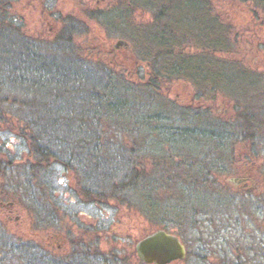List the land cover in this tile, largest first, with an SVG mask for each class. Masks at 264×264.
I'll return each instance as SVG.
<instances>
[{"label":"rangeland","instance_id":"1","mask_svg":"<svg viewBox=\"0 0 264 264\" xmlns=\"http://www.w3.org/2000/svg\"><path fill=\"white\" fill-rule=\"evenodd\" d=\"M97 1L23 0L15 6L16 14L25 17L24 24L31 38L41 36L44 46H54L58 38L72 31L75 50L83 54L79 56L97 65L109 63L118 74L114 80L119 83L120 92L132 101L135 121L128 119L125 130L110 125L100 130L91 124L96 130H85L82 135L89 141L95 140L100 155L114 160L115 183L119 185L133 171L130 166L133 161L138 163L139 171L146 173L160 171L164 163L171 169L179 163L192 162L196 166L199 162H207L213 154L208 132H225L242 126L244 116L241 114H253L256 150L249 161L243 160L241 156L247 152L248 144L238 138L226 140V155L221 157L224 172L214 174L209 180L210 185L215 180L214 187L211 186L217 194L216 204L192 199L182 190L180 179H175L180 172L171 170L168 178L174 177V181L167 183V188L161 187L159 195L168 209L180 211L184 208L194 217L196 229L182 238L188 256L176 264H234L240 259L238 257L243 264H264L261 240L264 197H259L257 191L248 189L245 192L242 185L231 182L248 176L249 188L254 184L264 194V0L260 5L252 0H199L212 5L209 42L192 38L180 40L183 52L200 54L219 46L223 50L215 55L217 59L242 62L240 72L242 68L253 72L251 89L237 97L220 89L214 92L210 86L200 90L195 82L182 79L162 83V91L158 93L143 89L151 77L154 55L162 50L155 44V31L173 34V30H177L176 34L180 35L178 18L169 20L172 11L165 12L163 6L189 14V8L179 5L190 4L189 0H118L112 3L114 14L108 21L116 26L110 37L106 32L94 33L93 7ZM127 30L131 35L128 54L132 60L125 58L124 53L108 54V50L126 36ZM151 45L155 51L148 59H143L140 53L150 51ZM204 69L212 77L221 72L217 62ZM235 86L242 88L240 84ZM12 96L3 100L5 105L0 108V113L6 115L0 118L4 120L0 121V222L10 226L13 233L32 230V235L46 241L48 253L66 244L64 252L54 253L58 257L63 256L61 254L69 259L87 257L85 263L92 264H143L137 261L135 245L151 231L149 223L143 218L135 219L114 202L103 204L90 197L92 169L86 170L76 164L68 169L55 164L45 172L34 170L32 148L28 138L22 137L28 101ZM32 108L33 115L40 116V109ZM53 109L58 114L60 109ZM146 111L157 117L140 119ZM131 155L133 161L129 159ZM213 190L210 187L208 193L212 195ZM168 231L177 234L175 229ZM84 233L89 235L84 236ZM130 254L135 258L130 259ZM5 262L15 264L16 260L6 261L5 254H1L0 264Z\"/></svg>","mask_w":264,"mask_h":264},{"label":"trees","instance_id":"2","mask_svg":"<svg viewBox=\"0 0 264 264\" xmlns=\"http://www.w3.org/2000/svg\"><path fill=\"white\" fill-rule=\"evenodd\" d=\"M20 1L23 0H0V108L3 109L5 103L2 101L8 100L10 95L14 96L13 99L16 97L28 101L26 107L29 108L28 113L24 114L26 119L22 137L28 138L27 141L32 148L33 169L39 173L45 172L55 164L63 165L68 169L73 164L86 170L92 169L93 183L89 191L90 197L96 198L97 202L103 204L114 202L122 211H127L135 219L143 218L149 223L151 230L146 235L152 231L160 229L168 231L171 228L177 230L176 235L183 241L182 238L186 234L196 229L194 217L190 210L168 209L162 202L159 195L160 188H167V183L174 181V177L168 178L169 170L180 172V176L175 179H180L182 190L192 199L202 200L204 204L207 201L216 204L217 194L213 190L215 180L214 183L211 182L213 187L209 180L214 174L224 172L221 157L226 155L224 149L226 140L238 138L244 144H248L247 152L241 156L243 160L249 161L252 152L256 150L254 140L257 138V132L255 128L253 129V114L248 112L241 114L244 116L241 119L244 125L231 128L229 132H208L213 144V154L212 159L207 162H199L196 166H193L192 162L179 163L171 169L164 163L160 171L146 173L139 171L138 163H134L136 161H133L131 155L129 159L133 161L130 163L133 171L130 174L128 172L126 180L116 185L114 160L106 155H100L97 152L99 145L95 140L89 141L85 138L82 132L95 131L96 127L105 130L109 125L125 130L128 119L130 122L135 121L132 101L127 94L120 92L117 87L119 83L114 80L118 74L109 63L97 65L89 58L79 56L83 54L82 51L81 53L76 51L72 31H69L68 36L58 38L54 46H44L42 43L44 39L41 36L31 38L24 24L25 17L15 12V6ZM252 1L255 5L263 4L261 2L263 0ZM189 2L190 4L179 5L192 9L194 6L200 8L204 4L199 0H189ZM181 13L184 14L185 11ZM189 22L186 20L182 24H191ZM161 39H164L163 43L160 42ZM155 44L161 46L162 51L169 53L167 55L169 56L176 47V38L170 31L162 33L159 30L158 35L155 34ZM218 47L213 48L212 51L223 50ZM157 58L153 60L151 77L143 85L144 90L152 93L162 91V83L168 84L174 79H187L186 77L195 82L200 90L210 86L214 92L220 89L232 97H237L252 86L250 79L254 76L253 72H248L244 68H242L243 72H240L241 65L219 60L215 55L212 56V60L218 63L221 72H218L219 74L216 72L213 77L211 73L203 72L199 65L190 66L188 69L182 66L174 73L172 59H165V63ZM238 84L242 88L235 86ZM202 86L205 88H201ZM34 106L40 109V116L33 115ZM53 108L60 109L58 114L54 113ZM4 116L6 115L1 112L0 118H5ZM141 116L140 119L146 120L157 117L148 114L147 111ZM246 123L249 126H245ZM91 124H95L96 127L91 128ZM230 157H233V154ZM210 187L213 190L212 195L208 193ZM84 236H87V233H84ZM30 237V233H13L10 226L0 222V251H2L0 256L5 254L6 261L9 258L13 261L14 258L15 264H92L89 263L90 261L85 263L87 257L69 259L65 255L58 257L51 251L48 253L45 240L38 235H32L31 243ZM85 243L84 241L83 246ZM129 258L135 257L130 254ZM238 258L240 259L234 261V264H243L242 258Z\"/></svg>","mask_w":264,"mask_h":264},{"label":"flooded vegetation","instance_id":"3","mask_svg":"<svg viewBox=\"0 0 264 264\" xmlns=\"http://www.w3.org/2000/svg\"><path fill=\"white\" fill-rule=\"evenodd\" d=\"M117 3L118 0H98L96 3V6L93 7V23H94V33H97L98 35L101 32H106L107 36L110 37V32H114L115 31V25L113 24V26L110 24L109 19L110 16H112L114 14V5H112V3ZM106 6V8H105ZM105 9H104V8ZM165 12H169L172 11V19L169 20H174V18H178L176 21H178L179 24V32L180 35H177L176 33L177 30H173L174 33V37L176 38V47L173 51L172 54H170L169 56H167V52L165 51H160L159 53H156L154 55V58L159 57V59H161L162 62H165L169 59H172L171 63L174 65V73H176L177 71H179L182 66L186 67V69H188L190 66H196L199 65V67H202V71L203 69L207 66H210V64L213 63L212 60V55H216L219 52L216 51H207L205 50L204 52H200V54H196L195 52H183L180 50L179 44L181 43L180 40L181 39H186L188 40L189 38H192L193 40H199V41H203L204 43H208L209 41V35L211 34L210 31V26H209V21L211 20V11H212V5L210 3H205L203 4V6H201L200 8H198L197 6H194L192 9H189L190 12L181 13V9H173V8H167V6H163ZM197 7V8H196ZM113 18V17H112ZM114 19V18H113ZM190 21L189 23L191 24H182L183 21ZM52 30V29H51ZM156 35H158L159 33V29H157L155 31ZM209 34V35H208ZM131 35L128 34V30L126 32V36L124 38H120L117 42L119 41H125L128 43V45H118L117 47H115L116 43L113 45V48L108 50V54H121L124 53L125 58H131L130 60H132V56L130 54H128L129 50L131 49V45L128 42V37H130ZM203 39V40H202ZM153 41V39H152ZM109 42V41H108ZM109 47V43L107 45ZM150 51H143L140 53L141 57H143V59H148L150 55H152V52H154L155 50L153 49V45L149 46ZM113 50V51H112ZM190 51V50H189ZM194 55V56H193ZM108 58V57H107ZM153 58V59H154ZM158 59V58H157ZM166 63V62H165ZM233 64H237V66H239L240 64H242V62H234ZM188 66V67H187ZM205 73H209L206 69ZM204 72V71H203ZM210 74V73H209ZM208 74V75H209ZM187 79H183L182 80H189V77H186ZM176 79V80H180ZM190 81V80H189ZM228 121H231V119H228ZM247 165V164H246ZM241 179H247L248 180V176L243 177ZM249 184V183H248ZM251 188V187H250ZM249 186L247 188H245V192H248V189L250 190ZM252 192L256 193V191L258 192V196L259 197H264V194H262V192L258 189H256V187L251 190ZM91 233V232H88ZM87 233V235H89ZM30 238H31V243H32V230H30ZM262 242L264 243V232L262 233ZM261 244V242H260ZM264 248V244L262 245ZM66 248V244L63 245H59L56 247V250L54 251V253H57L59 250H61L62 252L63 249ZM262 251H264L262 249ZM64 255V254H62Z\"/></svg>","mask_w":264,"mask_h":264},{"label":"water","instance_id":"4","mask_svg":"<svg viewBox=\"0 0 264 264\" xmlns=\"http://www.w3.org/2000/svg\"><path fill=\"white\" fill-rule=\"evenodd\" d=\"M118 45H128L125 41H119ZM247 179H232L235 185L248 187ZM253 184V183H252ZM255 188L254 184L250 191ZM138 259L143 264H176L183 262L188 256V250L184 242L176 234L160 229L148 234L135 245Z\"/></svg>","mask_w":264,"mask_h":264}]
</instances>
